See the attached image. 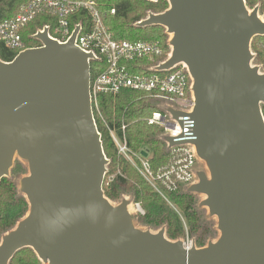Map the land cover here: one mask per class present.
Instances as JSON below:
<instances>
[{"label":"water","instance_id":"obj_1","mask_svg":"<svg viewBox=\"0 0 264 264\" xmlns=\"http://www.w3.org/2000/svg\"><path fill=\"white\" fill-rule=\"evenodd\" d=\"M167 1L137 25L171 35L159 71L188 69L193 138L163 140L191 144L205 166L187 191L205 196L200 206L216 219L218 238L187 250L163 229H137L128 200L104 198L108 160L90 104L91 57L74 46L77 30L58 44L44 29L40 47L0 61V181L15 157L24 161L19 192L29 205L1 238L0 264L25 248L43 264H264V74L250 51L264 20L244 0Z\"/></svg>","mask_w":264,"mask_h":264},{"label":"trees","instance_id":"obj_2","mask_svg":"<svg viewBox=\"0 0 264 264\" xmlns=\"http://www.w3.org/2000/svg\"><path fill=\"white\" fill-rule=\"evenodd\" d=\"M29 1L0 0V22L13 18L18 13L19 8ZM94 1L98 10L107 15L105 26L113 39L156 43L163 53L161 59H165L166 55L170 53V47L165 40L166 34L162 32L163 27H139L137 25V23L146 19L149 14L165 12L169 8L167 0ZM244 1L249 10L256 8L258 14L264 16V0ZM111 9L115 11L113 15L110 14ZM45 25H49L51 30L55 25L54 18L40 15L21 30L22 39L28 47L39 45L36 39L31 38V35ZM252 41H262L260 46L264 47V37H257ZM255 42L250 44V51L253 55L252 65L264 69V50L257 45L259 42H256V44ZM31 43L35 46H31ZM14 57V52L7 50L0 44V61L11 62ZM136 64L130 67L133 74L144 73L147 67L150 66L146 60L141 61L139 67ZM94 67L91 70L92 75ZM97 106L101 117L105 121V124L100 122L99 116L95 115L102 151L108 160L105 177L116 171H119L122 175H117L113 182L108 185H105L104 182L102 186L104 198L110 204L115 205L125 198L131 203H139L145 214L143 216L133 215L134 226L137 228L143 225L145 231L150 233L163 229L164 237L168 241L177 242L185 238L191 240L196 248H203L208 242L215 241L218 238L216 219L209 216L205 208L200 206L199 195L188 192L185 187H179L174 192L164 190L163 193L168 200L166 202L143 178L138 177L135 173H133L135 175L134 182H129L128 172L130 168L126 165L127 162L124 159L117 156L115 147L109 137L106 126L116 129L121 124L127 125L128 147L136 153L143 148L148 151L149 163L153 173L157 174V172L165 170L171 162V156L163 140L162 130L149 127L145 122V119L153 111L160 110V104L143 92L123 90L116 95H98ZM261 113L264 119V105L261 106ZM24 168L26 169L25 166H13L9 170V176L0 181V240L6 233L13 230L28 213L27 200L19 192L16 185L17 179L25 174ZM157 184L161 186L160 181ZM8 264L43 263L30 248H25L18 251Z\"/></svg>","mask_w":264,"mask_h":264},{"label":"built area","instance_id":"obj_3","mask_svg":"<svg viewBox=\"0 0 264 264\" xmlns=\"http://www.w3.org/2000/svg\"><path fill=\"white\" fill-rule=\"evenodd\" d=\"M114 13V9H111L110 14ZM40 15L54 18L55 25L51 30L49 25L43 26L31 38L35 39L38 32L46 29L51 40L66 44L77 30L74 46L91 57L89 97L94 122L97 115L100 122L105 124L98 111V95H116L123 90L143 92L161 105L160 110L153 111L145 119L147 126L161 129L163 136L175 143L188 142L193 138L194 122L190 118L194 107L192 80L183 63L169 70L159 71V66L167 61L170 53L165 59H161L163 53L156 43L113 39L105 26L107 15L98 10L94 0H30L19 8L13 18L0 22V44L14 52L15 57L27 49L40 47L39 42L37 47H28L20 34L21 30ZM144 60L150 66L144 73L133 74L130 67L136 63L139 67V63ZM93 66L94 76L91 73ZM170 111L179 115L174 117ZM106 129L117 156L128 162L166 202L168 200L164 190L174 192L179 187L188 188L196 182V170L201 162L191 144L170 147L165 142L171 162L165 170L155 174L150 167L148 151L143 148L136 153L128 147L127 125L121 124L116 129L106 126ZM117 175L122 176L119 171L107 177L105 173L103 184L112 183ZM159 181L161 186L157 184ZM128 207L131 215L145 214L139 203H130ZM183 243L187 250L193 246L187 239Z\"/></svg>","mask_w":264,"mask_h":264},{"label":"rangeland","instance_id":"obj_4","mask_svg":"<svg viewBox=\"0 0 264 264\" xmlns=\"http://www.w3.org/2000/svg\"><path fill=\"white\" fill-rule=\"evenodd\" d=\"M169 6V5H168ZM260 16V18L262 19V20H264V16H262V15H259ZM148 17V16H147ZM146 17V18H147ZM162 32H165V40H166V42L169 44V40H170V38H171V35H168L167 33H166V29H162ZM255 41H252L251 42V44L252 43H254ZM256 42H259V43H257V45H259V47L260 48H262V46H260L261 44H262V41H256ZM256 42H255V44H256ZM31 46H35V45H33L32 43H31ZM263 50H264V47L262 48ZM259 72L260 73H263L264 74V69H261L260 67H259ZM160 108H161V105H160ZM149 159V158H148ZM18 166V165H20L21 167H23V166H25L26 167V169L24 168V170H25V174L24 175H22V176H20L18 179H17V181H16V185H17V187H18V190H19V181H20V179L21 178H23V176L25 177V176H28V169H27V166H26V163L24 162V161H22V160H20L18 157H15L14 158V161H13V165H12V167L13 166ZM127 166H129V168H130V171L128 172L129 173V177H128V180H129V182H134L133 181V178H135V175L133 174V173H135L138 177H139V174H137L134 170H133V168H132V166L127 162V164H126ZM107 167V166H106ZM197 172H206V168H205V166L202 164V163H200V164H198V166H197V170H196ZM141 179V178H140ZM142 180V179H141ZM144 180V179H143ZM145 181V180H144ZM153 189V188H152ZM199 199L200 200H204L205 199V196H203V195H199ZM125 200H128V199H126L125 198ZM129 201V200H128ZM130 203H131V201H129ZM113 206H116L115 204H112ZM142 207V206H141ZM143 208V207H142ZM144 210V209H143ZM205 210H206V212H208V210L205 208ZM145 212V211H144ZM130 215H131V213H130ZM132 216V218L134 217L133 215H131ZM134 221V220H133ZM135 225V224H134ZM144 226L143 225H141V227H137V229H139V230H141V231H145V229L143 228ZM160 230H162V229H158V230H156L153 234H156L157 232H159ZM216 234H217V236H219V232L217 231L216 232ZM165 236V235H164ZM216 236V237H217ZM181 239V238H180ZM181 241H183V242H185L186 241V239L184 238V239H181ZM187 241H189L192 245H193V247H195V245L193 244V242L191 241V240H189V239H187ZM0 242H1V240H0ZM211 242V241H210ZM212 242H214V240L212 241ZM196 248V247H195ZM196 249H198V248H196Z\"/></svg>","mask_w":264,"mask_h":264},{"label":"bare ground","instance_id":"obj_5","mask_svg":"<svg viewBox=\"0 0 264 264\" xmlns=\"http://www.w3.org/2000/svg\"><path fill=\"white\" fill-rule=\"evenodd\" d=\"M126 210H127V212H128V213H130V210H131V209H130L129 207H127V209H126Z\"/></svg>","mask_w":264,"mask_h":264}]
</instances>
